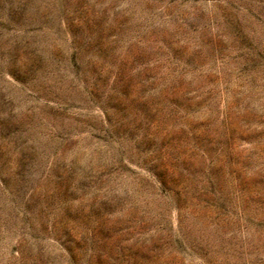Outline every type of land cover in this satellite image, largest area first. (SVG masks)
<instances>
[{
    "label": "rangeland",
    "instance_id": "obj_1",
    "mask_svg": "<svg viewBox=\"0 0 264 264\" xmlns=\"http://www.w3.org/2000/svg\"><path fill=\"white\" fill-rule=\"evenodd\" d=\"M0 264H264V0H0Z\"/></svg>",
    "mask_w": 264,
    "mask_h": 264
}]
</instances>
